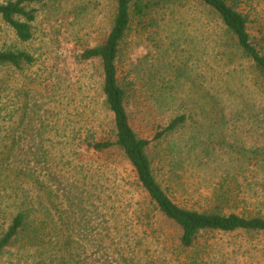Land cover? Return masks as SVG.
Wrapping results in <instances>:
<instances>
[{
	"label": "rangeland",
	"instance_id": "1",
	"mask_svg": "<svg viewBox=\"0 0 264 264\" xmlns=\"http://www.w3.org/2000/svg\"><path fill=\"white\" fill-rule=\"evenodd\" d=\"M24 6L36 12L33 39L20 43L0 17V51L24 50L37 61L23 70L1 66L0 96L13 110L29 109L28 125L18 129L13 124L9 133L3 124L2 135L15 131L24 147L39 142L32 136L40 127L43 143L63 147L78 144L87 134L97 139L113 136L101 63L80 57L107 39L116 0H40ZM152 8L144 26L135 20L127 32L118 73L129 87L130 123L139 137L151 141L148 155L157 180L176 204L203 211L212 204V190L226 179L236 206L224 213L264 217V195L253 193V176L264 177V171L253 172L257 151L264 161V124L253 125L248 68L219 44L224 33L197 3L166 0ZM242 9L250 12L252 39L259 37L264 33V0H246ZM181 115L187 116L182 128L154 140L159 130ZM104 158L101 163L113 169L106 187L123 199L122 213L149 212L158 236L131 237L124 240L126 244L108 241L112 252L105 255L97 251L98 238L88 225L89 233L78 231L72 237L75 245L70 253L80 264H176L169 262L164 249L176 247L180 231L154 209L122 151L113 150ZM207 243L215 249L217 264H264V234L212 232L201 236L199 247ZM241 247L252 252L241 256ZM10 257L6 254L0 261L8 263Z\"/></svg>",
	"mask_w": 264,
	"mask_h": 264
},
{
	"label": "trees",
	"instance_id": "2",
	"mask_svg": "<svg viewBox=\"0 0 264 264\" xmlns=\"http://www.w3.org/2000/svg\"><path fill=\"white\" fill-rule=\"evenodd\" d=\"M39 1L7 0L0 4V17L22 44L33 39L32 24L36 20V12L27 10L24 3ZM165 1L116 0L113 27L107 39L84 51L80 57L83 61L98 59L101 63L105 104L114 120L113 136L97 139L95 135L87 134L78 144L63 147L43 143V127H40L32 136L39 142L24 147L19 142L22 137H17L15 131L2 135L0 128V258L11 254L8 263L0 261V264H80L76 255L70 253L75 245L72 237L78 231L85 234L91 230L98 238L97 251L105 255L112 252L108 241L116 244L131 237L158 236L154 217L149 212L133 211L125 215L121 209L123 199L106 187L113 169L101 161L113 150L122 151L154 209L181 233L174 243L175 248L164 249L169 262L217 264L212 244L199 247L201 236L207 233L264 234V217L246 215V212L224 213L225 208L236 206L226 179L220 180L218 188L212 190V204L207 210H191L176 204L154 174L148 155L151 141L139 137L130 123L129 87L121 82L118 73L120 46L133 22L138 20L144 26V18H151L152 7ZM186 1L197 3L209 17L216 19L214 21L220 26L216 27L224 33L219 44L248 68L253 84V125L263 126L264 33L252 39L249 33L251 15L242 9L246 0ZM36 61L24 50L0 51V67L23 70ZM3 101L0 96V126L6 124L9 133L14 129L13 124H17L18 129L27 127L29 109L20 106L13 110ZM15 115H18L17 120ZM186 121V115L176 117L157 132L154 140L177 131ZM23 133L28 135L26 130ZM254 155L253 172L264 171L260 152ZM253 193L264 195V177L253 176ZM83 223L87 225L83 227ZM63 236L66 240L62 243ZM239 250L245 257L252 252L251 248ZM65 252L68 254L64 255Z\"/></svg>",
	"mask_w": 264,
	"mask_h": 264
}]
</instances>
